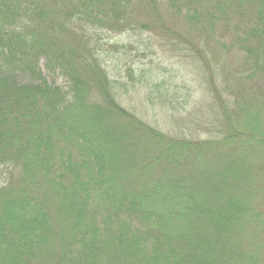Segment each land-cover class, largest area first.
I'll return each mask as SVG.
<instances>
[{
    "label": "trees",
    "instance_id": "16d2710c",
    "mask_svg": "<svg viewBox=\"0 0 264 264\" xmlns=\"http://www.w3.org/2000/svg\"><path fill=\"white\" fill-rule=\"evenodd\" d=\"M223 1L192 9L213 28L241 13ZM251 3L264 24V0ZM128 4L77 0L61 18L47 0H0V264H263L264 87L224 103L206 139L148 125L118 102L89 35L123 29ZM253 35L240 51L255 82L264 26Z\"/></svg>",
    "mask_w": 264,
    "mask_h": 264
},
{
    "label": "rangeland",
    "instance_id": "374dc122",
    "mask_svg": "<svg viewBox=\"0 0 264 264\" xmlns=\"http://www.w3.org/2000/svg\"><path fill=\"white\" fill-rule=\"evenodd\" d=\"M47 1L54 12L64 6L61 18L77 4V0ZM241 1L239 16L229 9L223 16L211 17L218 20L212 28L206 16L196 17L195 0H128L123 29L89 34L95 49L100 46L99 61L121 106L166 135L208 138L204 124L214 128L219 124L224 103L238 107L256 87H264V72H256L253 82L252 67L240 51L243 44L255 45L254 29L264 24L258 22L259 9L251 0ZM39 67L49 84L68 90L59 70L49 71L45 59ZM1 173L0 187L7 181Z\"/></svg>",
    "mask_w": 264,
    "mask_h": 264
}]
</instances>
